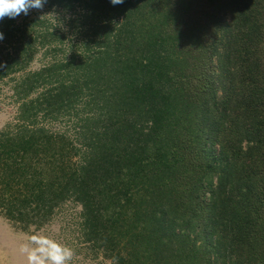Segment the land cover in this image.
Segmentation results:
<instances>
[{
    "label": "trees",
    "instance_id": "obj_1",
    "mask_svg": "<svg viewBox=\"0 0 264 264\" xmlns=\"http://www.w3.org/2000/svg\"><path fill=\"white\" fill-rule=\"evenodd\" d=\"M0 32L2 216L77 202L110 264H264V0H47Z\"/></svg>",
    "mask_w": 264,
    "mask_h": 264
},
{
    "label": "rangeland",
    "instance_id": "obj_2",
    "mask_svg": "<svg viewBox=\"0 0 264 264\" xmlns=\"http://www.w3.org/2000/svg\"><path fill=\"white\" fill-rule=\"evenodd\" d=\"M47 12L50 14L52 11ZM55 14H57L56 17L60 18L58 21H62L63 24L59 27L65 33V45L62 46L63 51H60L61 55H63L76 47V42L80 38V30L78 22L73 27L66 24L69 18L68 15L64 17L60 13ZM46 61L47 57H44L43 53L39 54L31 63L30 68L38 69ZM12 94L10 85H5L3 92L0 94V130L7 122L12 121L18 112L19 103ZM54 127L59 128V125L54 124ZM80 210L81 205L77 202L69 201L49 224L39 230L32 228L31 235L16 228L8 219L0 214V264H26V256L21 253L20 247L22 244L27 243L29 237L33 234L47 236L73 249L74 257L70 261V264H110V261L102 255L95 256L90 250L77 247L78 241L75 239L73 229L71 228L75 227L74 223L78 218Z\"/></svg>",
    "mask_w": 264,
    "mask_h": 264
},
{
    "label": "clouds",
    "instance_id": "obj_3",
    "mask_svg": "<svg viewBox=\"0 0 264 264\" xmlns=\"http://www.w3.org/2000/svg\"><path fill=\"white\" fill-rule=\"evenodd\" d=\"M47 0H0V20L5 17L15 19L21 14L28 15L31 9H42ZM113 5H119L124 0H110ZM4 34L0 32V40ZM26 256V264H70L74 251L54 239L40 234H33L27 243L20 247Z\"/></svg>",
    "mask_w": 264,
    "mask_h": 264
}]
</instances>
